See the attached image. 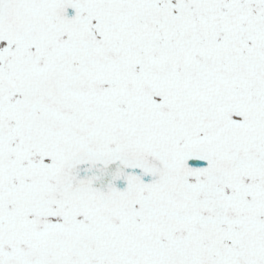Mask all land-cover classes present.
<instances>
[{"label": "snow or ice", "instance_id": "snow-or-ice-1", "mask_svg": "<svg viewBox=\"0 0 264 264\" xmlns=\"http://www.w3.org/2000/svg\"><path fill=\"white\" fill-rule=\"evenodd\" d=\"M0 264H264V0H0Z\"/></svg>", "mask_w": 264, "mask_h": 264}]
</instances>
